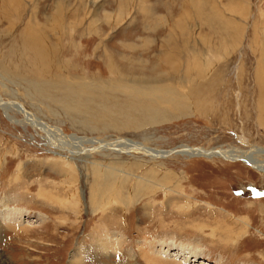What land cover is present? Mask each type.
I'll list each match as a JSON object with an SVG mask.
<instances>
[{"label":"rangeland","instance_id":"1","mask_svg":"<svg viewBox=\"0 0 264 264\" xmlns=\"http://www.w3.org/2000/svg\"><path fill=\"white\" fill-rule=\"evenodd\" d=\"M28 29L56 73L18 67ZM261 93L264 0H0V100L65 136L138 146L71 156L0 109V264H264V174L174 153L264 148ZM95 173L122 203L92 205Z\"/></svg>","mask_w":264,"mask_h":264},{"label":"bare ground","instance_id":"2","mask_svg":"<svg viewBox=\"0 0 264 264\" xmlns=\"http://www.w3.org/2000/svg\"><path fill=\"white\" fill-rule=\"evenodd\" d=\"M31 34H32L31 31L28 29L23 35L24 38H23V41H22V44H21L23 50L20 49L16 53L15 52L13 53V54L16 55V57H18L21 60H23V63L25 64L24 65L23 63H19L20 65L18 64V67L19 68L20 67H26V69H27L26 71H28L30 75H38V77L43 75L44 73L50 72V70H49L50 68L51 69L55 68V73H56V70H57L56 60L54 58H52V56L49 55V52H48L47 48L40 47L39 45H36V42L32 39V35ZM24 54H25V56H26V54H28L31 57L30 61H25V59H23L22 56H20V55H24ZM174 71H175V69H174ZM178 74H179L178 72H174V74L171 76V78L169 80H171L173 82H176V83H180V82L183 83L182 79L180 78V76ZM189 76H190V78L192 76L194 77V75H192V74H189ZM195 76H196V78L198 77L201 82H198L197 80H195V81H197V84H195V82H194V84L196 86H194L193 88L191 87L190 90H191V92H194L195 94H198L199 91L202 88H204V85L206 84L205 83L206 79H205V77L203 75H200V74H195ZM169 77H170V75H169ZM182 77L185 78V81H186V79H188L187 82L191 81L187 77H184V76H182ZM39 78H41V77H39ZM193 81H194V79H193ZM52 82H53V80H52ZM188 86H189V84H188ZM259 88H260L259 91L261 92L262 88L261 87H259ZM202 94L204 95V93H202ZM261 94H260V97L264 98V94L263 93H261ZM153 95H155V92H154ZM164 96H166V98H167L166 94ZM199 96H200V93H199ZM154 97L155 96H153V98ZM171 97H173V96L171 95ZM197 97H198V95H197ZM156 98H158V97H156ZM154 100H156V99H154ZM187 100H190V97ZM185 101H186V99H185ZM152 103H154V106H155V102H152ZM186 104H188V103H186ZM171 105H172V107H175L177 104H176V102L175 103L172 102ZM181 107H182V105H181ZM10 108H12L17 113H19L21 116H23V121L25 123H30L31 122L34 125L39 126L40 129H42V131L46 134L45 136H46L47 141L49 142V145H51L53 147H56L59 151L67 150L71 156H74V155H77V154H79L81 152H85L86 153V151L91 150V149H85L84 147H81L79 145V142H82L83 140L80 141V139H78V138L65 136V135L61 134L58 131V129H56V128H48V127L44 126V124H42V123H40V122H38L36 120H33V118L30 115V113H28L27 111H24V109L20 105H18L16 103H13V102H7V101L0 100V109L1 110L6 111L7 109H10ZM84 141L86 142L87 140H84ZM240 141H241V143H245V140L243 138H240ZM87 142H89L90 145L95 143L97 145V148H98V146H100V148H106V149L109 148V150H112V151L113 150L114 151H118V150L120 151L121 150L123 152V150L124 151L125 150L128 151V149L132 148V147H134L135 149L138 148V146L136 147V146L133 145L134 143L133 144H128L127 142L121 141V140H115L114 142H111V143L110 142L109 143H101L100 141L94 142L92 140H89ZM69 145L72 148L76 149L77 152L75 150L73 151L72 149H69ZM174 153L178 154V155H181V156L189 157V158H191V157L192 158H204V159H212V158H216V159L219 158L220 159L221 158L222 160L229 161V162L242 161L244 164H246L250 168H253L254 170L264 174V148H260V147L258 148V147H253L252 146V147L249 148V150H240L238 148H231V149H227V150L219 149V150H214V151H207V150L200 149V148L181 147L180 149H177L176 151H174ZM81 154H83V153H81ZM151 154L156 156V157H158V158H162L165 155H167L168 152H165V153L164 152H157V153H152L151 152ZM62 164L64 165V163H62ZM69 171H71V170H69ZM94 175H95V178L92 181L93 182L92 184L94 186L93 190L96 189L95 186L96 187L98 186V187H100L101 190L103 189L104 192H103V194H102V192H100V194L102 196H100L97 193V191H96V193L95 192L91 193L92 197L90 198V200H91L92 205H97L98 204L97 202L101 201V200L98 199L99 197H102V199L103 198L107 199L106 200L107 202H108L109 198H112V197H114V198L116 197L115 199H117V201L121 200L119 197L116 196V194H118V196H119V193L115 194L116 190L114 189V186H113V184H114L116 179L115 180L113 179V181L110 179L111 181H108V180H106V178L104 176L100 177V176L96 175V173ZM103 185H105V186H103ZM101 202L103 203V201H101ZM120 202L122 203V201H120ZM11 214L8 213V212L3 214L4 219L2 220V222L6 223V224H9V226H11L10 223L13 224V222L10 221V220L13 221V218H12ZM13 216H15V215H13ZM6 220H9V221H6ZM1 224H3V223H1ZM166 252H168V250L164 251V254ZM153 254H154L155 258L156 257H162L161 253H153ZM169 255H170V258L179 256L177 251H172L171 253H169ZM154 256H153V258H154ZM153 263H154V261H153ZM193 263L197 264L198 262H193Z\"/></svg>","mask_w":264,"mask_h":264}]
</instances>
